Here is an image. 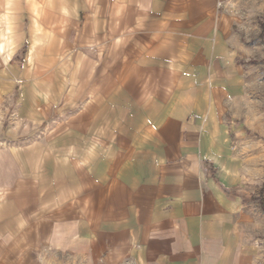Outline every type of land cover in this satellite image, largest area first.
<instances>
[{"label":"crops","instance_id":"crops-1","mask_svg":"<svg viewBox=\"0 0 264 264\" xmlns=\"http://www.w3.org/2000/svg\"><path fill=\"white\" fill-rule=\"evenodd\" d=\"M254 1L0 0V130L43 132L0 138V264H260L225 166Z\"/></svg>","mask_w":264,"mask_h":264},{"label":"rangeland","instance_id":"rangeland-1","mask_svg":"<svg viewBox=\"0 0 264 264\" xmlns=\"http://www.w3.org/2000/svg\"><path fill=\"white\" fill-rule=\"evenodd\" d=\"M254 2L257 20L252 25H256V29L252 25L245 29L247 49L239 57L248 77V88L246 98L238 101L236 111L225 115L231 127L240 128L239 131H230L231 151L235 156L225 166L227 171L243 176L241 186L245 189V200L256 217L258 259L260 264H264V12L261 11L264 0ZM13 124L14 121H5L0 138L39 137L43 133L29 129L27 124L22 127ZM8 148V145H0V150ZM10 148L18 149L20 146Z\"/></svg>","mask_w":264,"mask_h":264},{"label":"trees","instance_id":"trees-1","mask_svg":"<svg viewBox=\"0 0 264 264\" xmlns=\"http://www.w3.org/2000/svg\"><path fill=\"white\" fill-rule=\"evenodd\" d=\"M263 28H264V23H263ZM264 30V29H263ZM263 207H264V204H263Z\"/></svg>","mask_w":264,"mask_h":264},{"label":"built area","instance_id":"built-area-1","mask_svg":"<svg viewBox=\"0 0 264 264\" xmlns=\"http://www.w3.org/2000/svg\"><path fill=\"white\" fill-rule=\"evenodd\" d=\"M220 5H221V3H220Z\"/></svg>","mask_w":264,"mask_h":264}]
</instances>
